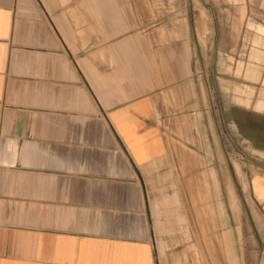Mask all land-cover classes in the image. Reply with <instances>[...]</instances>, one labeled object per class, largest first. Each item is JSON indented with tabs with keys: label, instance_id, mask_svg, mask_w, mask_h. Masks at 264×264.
<instances>
[{
	"label": "crops",
	"instance_id": "1",
	"mask_svg": "<svg viewBox=\"0 0 264 264\" xmlns=\"http://www.w3.org/2000/svg\"><path fill=\"white\" fill-rule=\"evenodd\" d=\"M195 114L264 213V0H0V264H184Z\"/></svg>",
	"mask_w": 264,
	"mask_h": 264
},
{
	"label": "rangeland",
	"instance_id": "2",
	"mask_svg": "<svg viewBox=\"0 0 264 264\" xmlns=\"http://www.w3.org/2000/svg\"><path fill=\"white\" fill-rule=\"evenodd\" d=\"M213 7L216 11L217 5ZM225 12L227 17L234 16L230 5L225 6ZM236 23L234 18L226 20L227 32L231 33L227 36V43L234 44L238 38ZM217 40L215 37V51L210 53L215 63L219 58ZM218 71L226 77L233 75L231 67H211V81L214 77L215 82L211 84V90L214 94H217ZM200 92L199 88V95ZM214 119L216 122L217 117ZM169 136L179 142L191 139L196 145L207 144L206 147L184 148L190 158H187V163L179 165V176L194 223V242L189 244V258L184 264H264V213L248 193L245 169L250 165H244L243 157L239 156H244V152L251 148L249 142L241 146L238 137L237 156L231 148H220L213 118L197 114L191 121L187 117L179 118L177 127ZM240 166L244 176L239 173ZM242 187L247 194L242 192ZM226 232L235 240L236 244L231 247L227 239L223 243Z\"/></svg>",
	"mask_w": 264,
	"mask_h": 264
}]
</instances>
